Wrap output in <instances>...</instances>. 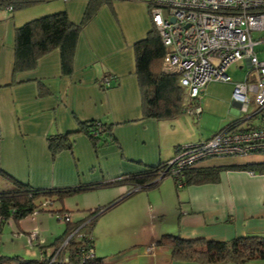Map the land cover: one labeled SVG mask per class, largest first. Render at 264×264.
Returning <instances> with one entry per match:
<instances>
[{"label":"crops","instance_id":"0c3cea01","mask_svg":"<svg viewBox=\"0 0 264 264\" xmlns=\"http://www.w3.org/2000/svg\"><path fill=\"white\" fill-rule=\"evenodd\" d=\"M148 3V0H113L101 5L82 27L69 75L62 74L58 49L41 56L35 68L15 72L14 31L32 18L61 10L66 11L73 23H80L87 0H53L17 11L0 10V171L3 174L34 188L109 182L168 161L176 154L180 143L205 140L215 133L208 136L197 135L195 131L181 134L180 123L174 118L182 113L168 119L176 124L143 115L134 43L144 38L152 27ZM154 69L162 71L161 60ZM105 77H109L108 86L102 84ZM233 104L240 116L239 106ZM86 119L112 124L115 141L95 150L89 138L79 132L73 134L70 150L52 154L48 136L76 130L78 123ZM249 124H258V119H251ZM164 152L168 159H163ZM256 160H199L194 168L224 167L218 170L216 180L183 183L180 187L161 179L153 187H140L131 193L128 183L81 190L73 195H88L90 202L85 206L89 207L81 208L83 212L70 220L77 221L87 210L121 199L100 214L117 211L106 223L107 230L98 245L93 232L100 215L92 226L95 256L102 257L104 264H203L172 258L171 248L156 242L166 233L184 239L207 240L264 236V172L227 167L264 162V159ZM2 173L0 192L14 185ZM152 188L157 190L149 192ZM136 193L141 196L122 208ZM74 208L78 207H67L62 199L57 210L73 211ZM150 209L153 215L164 216L158 232L157 219L149 218ZM35 213L16 221L8 218L2 224L0 219V230L6 224L9 229L15 225L23 231L36 227L40 232L45 231L47 235L41 236L45 241L40 247L47 255L63 235L65 223L64 227L51 229L48 225L41 229V218L45 214ZM34 220L38 222L34 223L36 226L32 224ZM16 231L13 233H18ZM151 243L152 250L147 251ZM25 252L21 256L29 255L26 249ZM30 255L32 257L27 258L36 259L40 251L37 256ZM221 264H264V259Z\"/></svg>","mask_w":264,"mask_h":264},{"label":"trees","instance_id":"16d2710c","mask_svg":"<svg viewBox=\"0 0 264 264\" xmlns=\"http://www.w3.org/2000/svg\"><path fill=\"white\" fill-rule=\"evenodd\" d=\"M50 1L53 0H0V10L10 5L11 11H17ZM112 1L87 0L82 19L77 24L69 19L66 11L61 10L32 18L17 26L14 31V71L31 70L36 67L41 56L58 49L62 74H71L73 70V52L82 27L96 14L101 5L110 4ZM134 50L135 73L141 91L143 115L155 119H167L183 113L184 89L178 84L177 76L164 71H155L154 69L159 60L162 62L165 47L153 26L144 38L134 43ZM46 93H49V91H46ZM79 132L84 133L89 138L95 150L115 141L112 124L99 119H86L78 123L76 130L49 135L47 140L51 153L56 154L61 150H70L73 144V134ZM165 162L148 166L138 172L127 174L109 182L50 188H34L14 180L11 176L0 171L14 184L9 190L0 192L1 224L8 218L16 221L32 214L34 211H44L41 199L61 201L63 198L81 190L119 183L130 184L129 193L136 185H140L141 188L153 187L166 176L159 177V171ZM222 167L224 166L197 169L194 166H189L183 171L184 183L216 180L218 170ZM227 167L250 168L259 173L264 172V162ZM120 200L117 199L102 207L87 210L85 216L77 221L65 219V231L50 251L51 256L59 249L57 258L49 264H104L102 257L98 256L83 261L81 259L82 249L89 246L94 247L91 230L98 215ZM48 211L53 213L63 212L62 210L53 209ZM74 230L76 232L71 234ZM86 235L90 236L89 245L83 239ZM65 239L67 240L63 244ZM156 243L168 245L171 248L172 258L200 261L203 264L242 263L252 259H264V236L261 235L237 236L229 240H207L205 238L184 239L177 234L166 233ZM40 253L44 254L45 250L40 251ZM0 264H48V261L46 259L41 260L40 257L34 259L18 254L6 255L0 253Z\"/></svg>","mask_w":264,"mask_h":264},{"label":"built area","instance_id":"2783aa9c","mask_svg":"<svg viewBox=\"0 0 264 264\" xmlns=\"http://www.w3.org/2000/svg\"><path fill=\"white\" fill-rule=\"evenodd\" d=\"M6 8L12 9L10 5ZM148 11L165 47L162 71L176 75L185 91L183 113L200 115L201 89L209 80H228L226 69L230 65L242 68L244 61L246 75L251 73L250 78L235 82L232 91V101L246 115L205 140L180 145L159 171V177L170 175L180 187L185 168L199 160L264 151V0H150ZM102 84L108 86L109 77ZM251 119H258V124H249ZM55 216L57 220L70 219L68 212ZM33 238L36 233L31 232L29 244ZM89 238H83L88 245ZM152 247L151 243L147 251ZM94 256V247L82 249L83 261ZM39 257L49 264L55 255L42 257L40 253Z\"/></svg>","mask_w":264,"mask_h":264},{"label":"rangeland","instance_id":"374dc122","mask_svg":"<svg viewBox=\"0 0 264 264\" xmlns=\"http://www.w3.org/2000/svg\"><path fill=\"white\" fill-rule=\"evenodd\" d=\"M150 1V0H148ZM261 58V55H259ZM243 67L238 68V66L235 65H230L226 69V73L228 75V80H209L207 83L204 85V87L201 89V92L199 94V101L200 105L202 107V113L198 116H191L186 113L180 114L178 117L174 119H178V122L180 123V127L182 128L181 134H185L186 132H192L195 131L197 132V135H203V136H208L211 135L212 133L218 131L221 127L225 126L230 120H233L235 118H242L243 116L246 115L244 112H240V116L238 114L236 106L232 102V91H233V86L234 83L240 80H243L244 77L248 76V78L251 77V73H248L246 75V72L248 70L245 62H242ZM250 109L253 107V105H250ZM167 118L164 120H167L166 124L174 123L176 124V121L172 120L169 121ZM167 126V125H166ZM187 142L180 143V145H184ZM179 145V146H180ZM164 157L163 159H168L166 156L165 152L162 154ZM253 159L261 160L264 159V151L261 152H255V153H246V154H227V155H215V156H210L205 158V160L208 161H252ZM204 160V159H203ZM197 164V163H196ZM171 181L172 184H174V180L170 175H166L162 178V182L164 181ZM157 188H152L150 191H156ZM77 193V192H76ZM75 194V193H74ZM83 194V193H79ZM134 197H129L128 201H126L124 208L127 205V202L134 200L133 198H137L139 193H136L133 195ZM64 204L67 205V207H78L74 208L73 211H67L64 209H59L62 210L64 213L69 212L70 218L77 216V214H80L83 212L80 210L81 208H86L89 206L88 203L90 202V198L88 195H70L65 198H63ZM162 200H160V197L158 199V203L160 204ZM42 209L46 211H39L42 214H45L44 218H41V229L48 228L47 226L51 229H56L58 226H63L64 227V220L63 219H56L55 214L48 211L49 209L57 210L58 208L61 207V201L59 200H54L49 201L47 199L42 200ZM151 208V207H150ZM119 210V209H118ZM117 211H112L111 213L108 212L105 215H100L98 217L97 222L94 225V236H95V243L96 245L101 243V236H103L104 231L107 230L106 223H109V218H112L113 215ZM59 213V212H58ZM37 214V212L35 213ZM160 217V218H159ZM166 217V216H165ZM149 218H156V231H159V225L163 223L164 221V216H159L158 214L153 215V210L150 209L149 212ZM111 220V219H110ZM38 223L37 221H32V224ZM36 226V224H34ZM17 230V231H16ZM18 232V233H13V232ZM31 232L36 233V238L32 239V243L29 244L28 242V237ZM74 232H71V234ZM70 234V235H71ZM123 236L126 235L125 230H123ZM46 236V232H40L39 228L36 227V229H28V230H21L17 228L15 225L13 227L10 226V229L7 227V225H3L0 230V253L1 254H6V255H13V254H18V255H24L25 249L28 251V256L26 257H32L30 254H33L35 256L38 255L39 251L42 250L43 247H40L41 244H43V238ZM24 236V237H22ZM100 242V243H99ZM46 248H49V246H44ZM59 251V249L57 250ZM51 252H49L47 255L42 254V257L48 256L50 257ZM45 255V256H44ZM55 257L54 259L57 258V254H54ZM48 257V258H49Z\"/></svg>","mask_w":264,"mask_h":264},{"label":"clouds","instance_id":"9594fccd","mask_svg":"<svg viewBox=\"0 0 264 264\" xmlns=\"http://www.w3.org/2000/svg\"><path fill=\"white\" fill-rule=\"evenodd\" d=\"M9 6V5H8ZM178 80V79H177ZM179 84V83H178ZM221 129V128H220ZM133 191V190H132Z\"/></svg>","mask_w":264,"mask_h":264}]
</instances>
